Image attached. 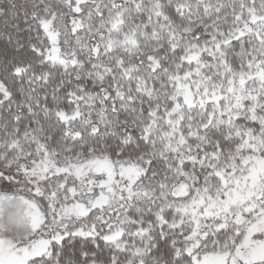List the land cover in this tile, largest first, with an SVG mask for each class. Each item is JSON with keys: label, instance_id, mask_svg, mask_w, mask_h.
<instances>
[{"label": "snow or ice", "instance_id": "snow-or-ice-1", "mask_svg": "<svg viewBox=\"0 0 264 264\" xmlns=\"http://www.w3.org/2000/svg\"><path fill=\"white\" fill-rule=\"evenodd\" d=\"M0 264H264V0H0Z\"/></svg>", "mask_w": 264, "mask_h": 264}]
</instances>
